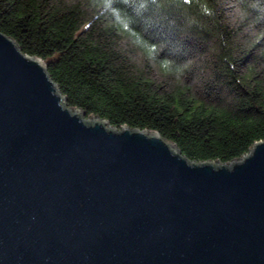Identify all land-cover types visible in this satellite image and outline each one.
Listing matches in <instances>:
<instances>
[{
  "label": "water",
  "instance_id": "water-1",
  "mask_svg": "<svg viewBox=\"0 0 264 264\" xmlns=\"http://www.w3.org/2000/svg\"><path fill=\"white\" fill-rule=\"evenodd\" d=\"M0 264H264V140L192 161L69 107L0 32Z\"/></svg>",
  "mask_w": 264,
  "mask_h": 264
},
{
  "label": "trees",
  "instance_id": "trees-1",
  "mask_svg": "<svg viewBox=\"0 0 264 264\" xmlns=\"http://www.w3.org/2000/svg\"><path fill=\"white\" fill-rule=\"evenodd\" d=\"M0 32L69 107L195 162L264 140V0H0Z\"/></svg>",
  "mask_w": 264,
  "mask_h": 264
}]
</instances>
